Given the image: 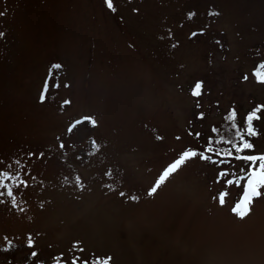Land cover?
<instances>
[{
	"label": "rangeland",
	"instance_id": "374dc122",
	"mask_svg": "<svg viewBox=\"0 0 264 264\" xmlns=\"http://www.w3.org/2000/svg\"><path fill=\"white\" fill-rule=\"evenodd\" d=\"M113 4L0 0V159H20L30 173L17 197L25 211L0 205V264H63L53 259L61 253L70 262L76 242L85 257L111 256V264H264V198L240 219L231 207L245 181H217L221 168L239 174L243 161L197 160L145 194L179 152L203 151L224 133L229 109L243 126L264 105L253 76L264 71V0ZM197 81L202 95L193 97ZM85 116L96 126L67 131ZM254 124L260 135L248 154L261 155L264 119ZM221 192L224 206L212 199ZM29 234L35 249L25 247Z\"/></svg>",
	"mask_w": 264,
	"mask_h": 264
},
{
	"label": "snow or ice",
	"instance_id": "6c2138e0",
	"mask_svg": "<svg viewBox=\"0 0 264 264\" xmlns=\"http://www.w3.org/2000/svg\"><path fill=\"white\" fill-rule=\"evenodd\" d=\"M106 6L110 9H114L113 0H105ZM133 11H138L134 9ZM209 16H219L220 13L209 12ZM4 13L0 12V16H3ZM191 18V17H189ZM203 29H200L198 32H193L190 35V38H195L197 36L204 35ZM3 35V33H0ZM171 35V33H169ZM220 45V41H215ZM176 45L174 44L173 47ZM53 68H60V65H53ZM260 69H264V63L260 64ZM253 76L256 78V82L264 85V71H257L253 73ZM243 80H248V76H244ZM203 81H197L192 90L191 95L193 97H198L202 95ZM47 91V88H45ZM40 101H44V94H41ZM65 103H68L67 101ZM199 107V103L197 104ZM198 119H203L204 114L200 113L197 117ZM230 122V127L226 130L228 132L227 136H224L222 133L219 139L213 140L212 137L208 138V142L205 145H202L203 151H198L196 149L192 150H182L179 152L170 162H168L159 174L155 177L154 182L146 190V196L151 198L158 194V191L172 179L175 175L179 174L184 170L190 163H194L197 160L200 162H208L211 164L217 165H231L232 161H243V166L241 167L239 174L233 172L231 168H221L217 173V181L222 180L224 185H231L237 183L241 180L246 183V192L245 195L239 203H236L231 207V213L240 219H244L252 211V206L255 200L264 198V192L261 189H264V154H248L254 152V144L252 143L251 138L257 137L260 135L257 130L254 122L261 121L264 119V105L255 106L246 116L243 126L238 125L234 121L237 119V112L233 108L231 109V114L226 118ZM85 121H89L92 127L96 126V121L89 116H85L82 119H77L72 122L67 131L71 133L73 129H76L78 125L83 124ZM213 131H219L213 129ZM191 135V133H189ZM199 137V133L196 134ZM157 139H162V137L157 136ZM180 139V137H177ZM227 145V147H218L219 145ZM65 145L63 142L60 143V148H64ZM92 147L98 148V145L95 140H93ZM34 155L29 153L28 156L31 157ZM43 156V153L40 154ZM15 165V166H14ZM27 165L20 159L15 160H3L0 159V205H10L11 209H17L19 212H24L25 209L22 207V204L25 201H18V195L22 193L18 190L23 188H28V180L24 179L25 176H29L30 173L26 171ZM110 173H105L109 175ZM235 175V180L231 179ZM36 179V177H31ZM77 187L82 188L80 183V178L77 177ZM121 196H124L125 193L121 192ZM139 196L131 195L129 197L132 201L139 200ZM213 200H218L220 206L225 204V196L221 193L213 194ZM7 239V238H5ZM11 242L9 241V247L2 249L4 252L12 250ZM28 249H35L36 244L29 234L27 236V243L25 245ZM71 252L78 253L73 255L70 262L64 259L63 254L61 253L59 257H53L59 261H63V264H111V256H101L95 253H89L87 257L83 254L86 252V249L79 246V242H76L72 245L70 249ZM39 253L35 250H32L29 254L30 259H38ZM11 264V261H9Z\"/></svg>",
	"mask_w": 264,
	"mask_h": 264
},
{
	"label": "trees",
	"instance_id": "16d2710c",
	"mask_svg": "<svg viewBox=\"0 0 264 264\" xmlns=\"http://www.w3.org/2000/svg\"><path fill=\"white\" fill-rule=\"evenodd\" d=\"M231 109H232V108H231ZM231 109H229V110H231ZM234 109H235V108H234ZM230 114H231V113L228 112V116H230ZM228 116H227V117H228ZM227 117H226V118H227ZM234 122L237 123L236 121H234ZM237 124H238V123H237ZM223 127H224L225 130H227V129L230 127V122H229L227 119L225 120ZM225 130H224V133H225ZM216 132H217V131H215V133H216ZM224 133H223V135H224ZM227 135H228V132H227V134L224 135V136H227ZM219 138H220V137H218V139H219ZM216 139H217V136H216L215 138H213V140H216ZM222 145H223V144H222ZM223 146H224V147H227V145H223Z\"/></svg>",
	"mask_w": 264,
	"mask_h": 264
}]
</instances>
